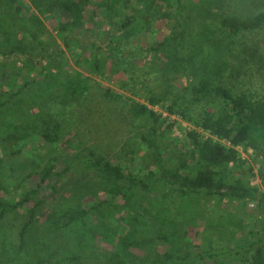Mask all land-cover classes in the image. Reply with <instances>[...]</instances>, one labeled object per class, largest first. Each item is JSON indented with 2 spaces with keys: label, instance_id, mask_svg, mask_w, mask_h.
I'll list each match as a JSON object with an SVG mask.
<instances>
[{
  "label": "trees",
  "instance_id": "trees-1",
  "mask_svg": "<svg viewBox=\"0 0 264 264\" xmlns=\"http://www.w3.org/2000/svg\"><path fill=\"white\" fill-rule=\"evenodd\" d=\"M189 1L28 0L23 6L16 0H0V147L11 143L10 154H18L33 136L52 149L62 143L57 122L53 123L51 115L29 99L32 90L40 88L50 95L49 99L67 105L83 99L91 88V77L83 71L101 78H108L107 72L121 73L125 75L120 77L119 86L144 102L110 88L104 90L103 98L123 101L130 118L140 120L135 132L137 148L130 153L137 154L142 149L139 146L144 145L145 155L154 164H147L149 158L142 153L147 167L136 174L103 155L77 149L63 158L66 163L57 170L60 155L50 156L44 167L25 174L22 180L38 173L41 183L53 178L58 181L76 160L93 172V178L66 196L59 193L54 210L43 220L38 213L46 197L37 196L40 184L18 198L0 197V264H94L88 259L97 248V253L103 254L102 264H135L140 257L131 248H141L142 240L130 228L120 232L112 227L103 217L104 208L123 205L137 209L142 202L140 191H151L156 182L183 204L189 197L256 202L261 237L245 247L209 252L210 257L229 252L249 258L251 264H264V191L240 175H249L257 165L264 188V99L235 94L216 80L223 69V48H230L234 39L247 32L264 28V10L248 16L227 15L210 0L199 7L198 0L193 4ZM171 8H175V14L168 32L161 39L147 42L153 19L169 17L166 11ZM195 8L201 20L200 28L192 34L185 19L191 18ZM50 14L60 17L53 31L42 21ZM249 50L254 51L252 47ZM150 54L155 73L156 69L164 74L174 65L188 64L189 76L180 89L182 94L171 97L167 89L160 94L149 87L137 88L133 80L129 84L128 68L137 64V58L150 61ZM69 60L76 68L69 65ZM211 67H215L216 79L207 75ZM154 106L163 108L166 116ZM171 115L192 125L183 142L166 138L176 123L169 120ZM249 150V158H243L241 152ZM3 168L0 154V171ZM1 176L0 188L8 192L12 187ZM87 193L96 195V200L84 203ZM29 203L25 220L18 223L13 235L9 227L13 219H9L23 213V206ZM93 213L98 214L99 226L86 222ZM172 221L178 225L176 217ZM179 230L175 233H181ZM97 237L108 242L114 239L115 245L109 252L100 250L94 246ZM206 253H148L144 260L146 264H166L172 259L201 258Z\"/></svg>",
  "mask_w": 264,
  "mask_h": 264
},
{
  "label": "rangeland",
  "instance_id": "rangeland-1",
  "mask_svg": "<svg viewBox=\"0 0 264 264\" xmlns=\"http://www.w3.org/2000/svg\"><path fill=\"white\" fill-rule=\"evenodd\" d=\"M16 1L22 3L23 6L28 4V0ZM192 1L197 2V0L189 2L193 4ZM198 1L196 4L198 7L202 2H209V0ZM210 1L218 11L227 15L248 16L264 10V0ZM158 10H154L156 15L160 14ZM169 10L166 11L170 13L168 14L169 17L153 19L147 42L161 39L168 32L174 21L175 8ZM184 11L186 14L187 9L185 8ZM198 12L199 10L195 8L190 13L191 18L185 19V24L190 26L189 29L192 34L200 28L201 17L197 16ZM59 18L58 15L50 14L42 17V21L48 30L53 31V27ZM208 20L211 19L208 18ZM60 44L62 43L60 42ZM250 47L253 48V53L249 50ZM213 53L217 52L214 50ZM68 58L70 59V57ZM152 59L151 56L150 61L140 58L135 60L137 64L128 68L130 78L127 81L129 84L133 80L137 82V88L149 87L155 93L160 94L167 89L171 92V97L182 94L180 89L189 76L188 64L183 63L184 65L177 67L174 65L169 70L167 69L168 72L162 74L158 69H156V73L153 71L155 66ZM223 60L224 64L220 76H216L215 67H211L207 72L209 77L215 78L216 76L217 79H215L218 82L224 84L235 94H245L250 98L264 99V28L247 32L234 39L230 43V48H223ZM68 63L76 68L71 60ZM175 68L179 74L176 73ZM83 73L91 77L88 82L91 88L83 99L76 102L73 101L67 105L60 104L55 99H49L50 95L41 91L40 88L30 92L29 99L37 102L39 108L50 114L53 123L57 122L61 133L62 143L60 145L58 144L55 149H52L51 145H47L40 138L33 136L28 139L18 154H10L11 143H6L4 146L2 145V148L0 147V154L6 167L1 169L0 174H2L3 179L8 180L9 186L12 187L8 192L0 188V197L15 196L18 198L28 189L35 188L40 184L37 196L46 197V203L38 213L40 220H43L49 212L54 210L59 193L66 196L77 185L89 182L93 178V172L87 171L84 165L76 160L70 163L71 166L58 181H54L53 178L51 181L46 180L41 183V177L38 173H33L22 180L25 174L32 171L38 172L48 163V158L54 154L60 155L55 165L57 170H60L66 163L63 158H68L77 149H85L103 155L112 159L113 162H119L136 174H142L141 171L145 170L148 163L154 165L151 158L145 155L146 147L144 145L139 146L142 149L139 148L141 150L137 154L130 153L133 148H137L138 139L135 137V132L139 128L140 120L130 118L124 103H122L123 101L103 98L102 95L104 90L110 88L113 92L123 94V96H132L135 100L144 102L142 98L133 96L128 90L119 86L120 77L125 74L112 75L111 72H107L108 78H101L85 71ZM153 108L161 111L162 116H166L167 113L160 106ZM33 111L31 110V112ZM169 120H176V123L172 130L167 132L168 137L166 136V138L172 139V142L179 138V142H183L186 131L192 128V125L175 115H171ZM250 152L251 150L241 152V156L249 158ZM142 153H144L145 158H149L146 159L147 164L144 162L145 159L142 160ZM131 156L133 159L129 160ZM240 175L264 191L257 173V165H254V169L249 175L245 176L242 173ZM19 181L20 184H18ZM49 184L54 185L55 190ZM153 187L151 191H140L139 198L142 202L137 209L123 205L104 208L105 216L103 217L112 227H117L120 232H125L130 228L136 232L137 238L142 240L141 248H131L140 257V260L136 258L135 264H146L144 258L148 253L162 254L166 251L186 250H190L194 254L207 250V253L201 258L190 256L184 261L172 259L166 264H251L249 258V260L246 259L247 257L243 258L240 254L224 252L210 257L212 252L209 251H212L210 249L220 250L223 247H245L252 240L261 237V222L256 202L232 201L221 197L196 200L189 197L183 204L182 200L178 199L173 192H166V188L161 183L156 182ZM95 200L96 195L90 193L83 197L84 203ZM30 205L31 203L23 206V213L9 219H13L9 226L13 235L19 226L18 223L25 220V212ZM97 215V213L90 214L86 218L87 224L91 225L95 222L99 226ZM135 215L137 216L136 220H134ZM174 217L177 218L178 227L172 221ZM38 227L42 228L41 225ZM177 228L181 230V233H175ZM95 244L94 246L99 247L100 250L109 252L115 245V241L113 239L108 242L97 237ZM97 250L98 248L88 260L94 264L105 263L103 254H98Z\"/></svg>",
  "mask_w": 264,
  "mask_h": 264
},
{
  "label": "built area",
  "instance_id": "built-area-1",
  "mask_svg": "<svg viewBox=\"0 0 264 264\" xmlns=\"http://www.w3.org/2000/svg\"><path fill=\"white\" fill-rule=\"evenodd\" d=\"M240 151H241V148H240Z\"/></svg>",
  "mask_w": 264,
  "mask_h": 264
}]
</instances>
